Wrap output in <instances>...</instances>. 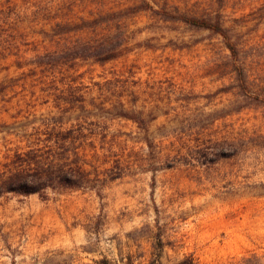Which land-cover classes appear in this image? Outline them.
<instances>
[{"label":"rangeland","instance_id":"obj_1","mask_svg":"<svg viewBox=\"0 0 264 264\" xmlns=\"http://www.w3.org/2000/svg\"><path fill=\"white\" fill-rule=\"evenodd\" d=\"M141 1L0 0V169L25 146L15 134L63 116L64 127L85 121L105 136L113 153L101 167L119 160L122 171L101 198L1 196L0 264L264 262V0H145L155 11L220 15L246 90L220 37L149 10L128 14ZM108 13L121 18L100 31L123 41L121 58L33 66L93 39L75 25ZM119 103L143 123L118 118Z\"/></svg>","mask_w":264,"mask_h":264},{"label":"trees","instance_id":"obj_2","mask_svg":"<svg viewBox=\"0 0 264 264\" xmlns=\"http://www.w3.org/2000/svg\"><path fill=\"white\" fill-rule=\"evenodd\" d=\"M148 10L166 22L183 23L190 28L209 31L220 37L233 62V72L238 88L247 89L244 69L238 63L240 51L232 35L224 27L220 15L213 18L178 15L167 11L166 6L155 11L145 0H142L140 5L129 9L128 14ZM119 18L121 14L108 13L90 21L83 20L81 24L75 25L74 32L89 29L96 33L93 39L83 42L77 40L63 51H53L37 56L33 66L35 68L54 66L65 59L91 60L104 65L121 58L128 52L127 47L122 44L123 41H119L120 38L112 39L110 34L100 31L105 23L111 21L110 19L118 20ZM2 92L3 88L0 87V94ZM73 100L77 104L75 108L84 110V101L79 92L73 95ZM119 106L116 113L118 118L135 124L143 123L142 118L137 115L139 112H128L121 103ZM63 118V116L51 117L43 128L37 127L31 132L21 131L15 134L18 138L25 140V146L21 150L14 151L9 161L1 165L0 197L8 194L23 197L37 195L42 200H46L49 193L70 190L93 192L101 198L107 184L122 176L119 160H114V165L110 168L101 167L108 164L107 156L103 153L108 151L104 147L105 136L86 128L85 121L64 127L66 123L63 122ZM97 136H100L99 145L96 143ZM246 260L247 264H264L256 256Z\"/></svg>","mask_w":264,"mask_h":264}]
</instances>
